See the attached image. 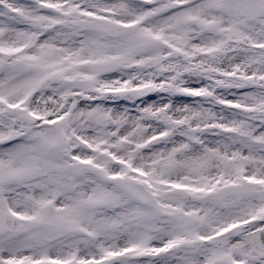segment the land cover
Returning <instances> with one entry per match:
<instances>
[{"label": "snow or ice", "instance_id": "6c2138e0", "mask_svg": "<svg viewBox=\"0 0 264 264\" xmlns=\"http://www.w3.org/2000/svg\"><path fill=\"white\" fill-rule=\"evenodd\" d=\"M0 264H264V0H0Z\"/></svg>", "mask_w": 264, "mask_h": 264}]
</instances>
